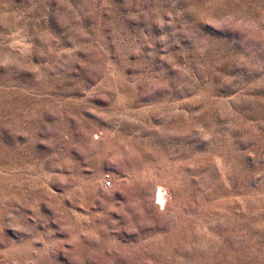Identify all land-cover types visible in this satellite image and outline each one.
Returning <instances> with one entry per match:
<instances>
[{
	"label": "rangeland",
	"instance_id": "rangeland-1",
	"mask_svg": "<svg viewBox=\"0 0 264 264\" xmlns=\"http://www.w3.org/2000/svg\"><path fill=\"white\" fill-rule=\"evenodd\" d=\"M0 264H264V0H0Z\"/></svg>",
	"mask_w": 264,
	"mask_h": 264
},
{
	"label": "built area",
	"instance_id": "built-area-1",
	"mask_svg": "<svg viewBox=\"0 0 264 264\" xmlns=\"http://www.w3.org/2000/svg\"><path fill=\"white\" fill-rule=\"evenodd\" d=\"M105 184H106V185H109V184H110V180H109V179H106V180H105Z\"/></svg>",
	"mask_w": 264,
	"mask_h": 264
}]
</instances>
